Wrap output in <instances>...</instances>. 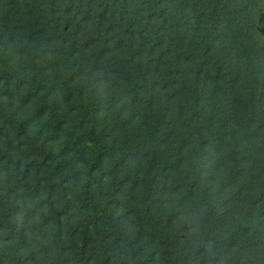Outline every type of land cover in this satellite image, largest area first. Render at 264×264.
I'll list each match as a JSON object with an SVG mask.
<instances>
[{"label":"trees","instance_id":"obj_1","mask_svg":"<svg viewBox=\"0 0 264 264\" xmlns=\"http://www.w3.org/2000/svg\"><path fill=\"white\" fill-rule=\"evenodd\" d=\"M0 264H264V0H0Z\"/></svg>","mask_w":264,"mask_h":264}]
</instances>
